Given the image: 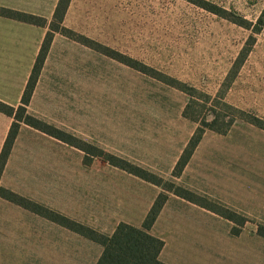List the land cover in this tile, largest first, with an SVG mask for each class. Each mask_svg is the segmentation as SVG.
<instances>
[{
    "label": "rangeland",
    "instance_id": "rangeland-1",
    "mask_svg": "<svg viewBox=\"0 0 264 264\" xmlns=\"http://www.w3.org/2000/svg\"><path fill=\"white\" fill-rule=\"evenodd\" d=\"M263 8L71 0L60 22L37 17L43 37L59 32L26 114L63 142L21 125L0 188L31 205L0 198V264H97L100 245L50 218L110 236L119 223L139 227L159 194L174 264H264ZM220 90L231 108L214 99ZM190 100L199 122L211 121L212 107L232 126L206 130L174 177L197 128L183 117Z\"/></svg>",
    "mask_w": 264,
    "mask_h": 264
},
{
    "label": "trees",
    "instance_id": "trees-1",
    "mask_svg": "<svg viewBox=\"0 0 264 264\" xmlns=\"http://www.w3.org/2000/svg\"><path fill=\"white\" fill-rule=\"evenodd\" d=\"M70 2L71 0H58L52 18L53 21H61L62 17L68 9ZM0 17L39 27H44L46 24V22H37L38 18L32 15L7 10L4 8H0ZM237 24L239 26H245V23ZM256 26H264V8L259 18L257 19ZM50 31L51 32L45 34L40 51L38 53V56L36 57L33 69L31 71V75L23 92L20 105L17 108H13L0 102V113L12 119V124L10 126L7 138L3 144L0 153V178L4 171L5 165L7 163L10 152L12 150V147L18 136V132L22 124L63 142L60 137H57L54 133L50 131L49 127H47L43 123H40L39 121H36L35 119L26 114V108L30 103L31 96L33 94L37 78L42 67V63L51 43L52 34L53 32H59L57 29L54 28H50ZM223 96L224 90H220L216 94L214 99L220 102L223 99ZM193 104L194 103L190 100L184 109L183 117L195 123L197 125V128L189 139L187 145L182 151L178 162L175 165L174 171L172 173L174 177H177L181 174L182 170L186 166L188 160L190 159L192 153L196 149L206 130L219 134H224L232 126L231 120L226 121L221 115L216 113L215 109H213L212 107L210 109L211 121L208 123H206L204 120L199 122L198 118L194 115L195 112L193 110L195 109L192 106ZM219 105H221V107H223L224 109L231 108L223 102H220ZM112 166L120 168L121 170H124L129 174L136 176L141 180H144L145 182H148L164 190L163 186L160 183V180L157 181L156 179H154V177H145L146 175H140L138 172L124 169L123 167L117 164H112ZM167 191L173 193L175 192L170 189ZM174 194L179 198L193 202L188 197H185V195H182L177 192ZM0 198L23 208H29L28 206L31 205L30 203L25 202L23 198L18 197L13 193L6 191L2 188H0ZM166 201L167 196L159 194L155 199L154 203L152 204L151 208L147 212L139 228L133 227L125 223H119L110 236H106L101 233H97L94 230L78 226L75 223L70 222L62 217H58V219H54L53 217L47 218H50V220L57 222L61 226L100 245L102 252L97 264H164L159 260L160 253L164 248V242L150 235L149 231L153 227Z\"/></svg>",
    "mask_w": 264,
    "mask_h": 264
},
{
    "label": "crops",
    "instance_id": "crops-1",
    "mask_svg": "<svg viewBox=\"0 0 264 264\" xmlns=\"http://www.w3.org/2000/svg\"><path fill=\"white\" fill-rule=\"evenodd\" d=\"M57 3L58 0H0V8L32 15L48 21V19L52 20ZM38 29L26 23L0 17V102L10 107L17 108L20 105L23 92L40 51L44 37L41 32L37 31ZM11 124L12 119L0 113V153ZM21 133L22 127H20L1 175L0 186H3L7 164ZM160 221L158 216L149 233L164 242V248L160 253L159 260L164 264H174V261L167 257L168 243L162 236L161 225L159 226Z\"/></svg>",
    "mask_w": 264,
    "mask_h": 264
}]
</instances>
